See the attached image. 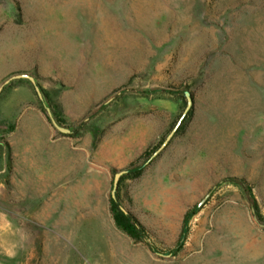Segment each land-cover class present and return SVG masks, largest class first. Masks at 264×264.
<instances>
[{
	"label": "rangeland",
	"instance_id": "obj_1",
	"mask_svg": "<svg viewBox=\"0 0 264 264\" xmlns=\"http://www.w3.org/2000/svg\"><path fill=\"white\" fill-rule=\"evenodd\" d=\"M21 73L43 101L0 91V264H264V0H0Z\"/></svg>",
	"mask_w": 264,
	"mask_h": 264
},
{
	"label": "water",
	"instance_id": "obj_2",
	"mask_svg": "<svg viewBox=\"0 0 264 264\" xmlns=\"http://www.w3.org/2000/svg\"><path fill=\"white\" fill-rule=\"evenodd\" d=\"M18 79H25L27 81H29L31 83V85L34 88V91L37 95V97L39 98L40 101H43V95L40 91V88L36 82V80L31 76V75H27L25 73H21V74H16L13 75L11 77H9L7 80L4 81V83L0 86V91L2 90V88L7 85L8 83H10L12 80H18ZM184 96L186 99V107L180 117V119L177 121V123L175 124L174 128L170 131V133L168 134V136L166 137V139L163 141V143L159 146V148L153 152V154L151 155V157L149 158L148 162H150L152 159H154L170 142V140L172 139V137L174 136V134L176 133L177 129L179 128L182 120L184 119V117L187 115V113L189 112L191 106H192V97L190 95V93L188 91L184 92ZM47 115L52 123V125L60 132L62 133H69V130L65 127H61L60 125H58V123L55 121V119L53 118L52 112L50 110L49 107H45ZM126 170H122L117 172L114 175L113 178V185H112V190H111V198L113 201H116V193H117V189H118V184L119 181L121 179V177L126 173ZM120 210L124 213V214H128L127 211L122 208L119 207Z\"/></svg>",
	"mask_w": 264,
	"mask_h": 264
},
{
	"label": "trees",
	"instance_id": "obj_3",
	"mask_svg": "<svg viewBox=\"0 0 264 264\" xmlns=\"http://www.w3.org/2000/svg\"><path fill=\"white\" fill-rule=\"evenodd\" d=\"M111 206H112V214H113V220L115 226L130 238L139 239L141 233L144 232V229L140 225H138V223L129 214L126 215L120 210L119 206L117 205V196H116V201H113L111 199ZM193 215H194L193 211H189V210L186 211V213L183 216L182 223L185 224Z\"/></svg>",
	"mask_w": 264,
	"mask_h": 264
}]
</instances>
